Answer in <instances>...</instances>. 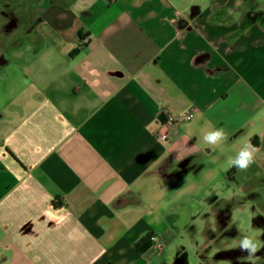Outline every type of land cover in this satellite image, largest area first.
<instances>
[{
	"label": "crops",
	"instance_id": "1",
	"mask_svg": "<svg viewBox=\"0 0 264 264\" xmlns=\"http://www.w3.org/2000/svg\"><path fill=\"white\" fill-rule=\"evenodd\" d=\"M229 1L0 0V264H170L198 219L199 264L244 263L228 160L264 150V18ZM161 107L194 115L159 139Z\"/></svg>",
	"mask_w": 264,
	"mask_h": 264
},
{
	"label": "rangeland",
	"instance_id": "2",
	"mask_svg": "<svg viewBox=\"0 0 264 264\" xmlns=\"http://www.w3.org/2000/svg\"><path fill=\"white\" fill-rule=\"evenodd\" d=\"M229 5L234 9L237 8V10L241 11L240 16H243L241 21H243L244 16H246L245 13L249 11H253L254 15L251 16L253 18L258 14H264V0H231L229 1ZM233 15L237 14L233 13ZM260 19L261 18L257 20ZM257 149L259 151L256 153L255 163H253L247 171H238L239 176L235 173V176H238L237 180L241 183H250L252 187L251 190L253 191L246 193L242 190L239 191V206L234 207L232 211L233 219L236 221V224L238 225L237 227H239V234L234 237H228V235L224 236L223 243L226 242V248L233 247L236 251L235 255H238L240 259H243L248 253L241 250L240 252H237V249H239V240L245 235L254 238L260 245L261 249L256 253V257L253 261L256 264L259 261H261L259 264H264V244L262 242V232L264 229V150H261L260 147H257ZM233 185L237 187V184L233 183ZM219 188L222 190L226 187ZM221 194H223V196H228L226 189L225 192H221ZM202 227L203 220L201 219L192 220L187 224L181 220L176 227V241L180 242L185 250L187 264H199L200 262V258L197 256L196 252L199 244L203 241V235L201 234ZM215 232L217 233L216 229ZM220 238H222V236H220ZM176 241L171 239L170 244H168V247L164 251V257L170 264L173 260L171 253H175L174 244H177ZM166 244L167 243H165L163 247H165ZM215 248L216 245L214 244L212 249ZM214 255V253H211L209 260H211ZM229 260L230 259H228L227 256H223V258L217 261V264H230ZM243 260L244 261L241 262H246L247 259L245 258Z\"/></svg>",
	"mask_w": 264,
	"mask_h": 264
},
{
	"label": "clouds",
	"instance_id": "3",
	"mask_svg": "<svg viewBox=\"0 0 264 264\" xmlns=\"http://www.w3.org/2000/svg\"><path fill=\"white\" fill-rule=\"evenodd\" d=\"M226 139V134L223 129H216L207 132L203 136V142L209 147H215L221 141ZM259 150L251 143L245 144L234 158H229L228 167L236 168L238 171H247L250 166L255 163V156ZM239 249L246 251L248 255L245 257L248 261H253L256 257V253L261 249L256 240L250 236H242L238 242Z\"/></svg>",
	"mask_w": 264,
	"mask_h": 264
},
{
	"label": "built area",
	"instance_id": "4",
	"mask_svg": "<svg viewBox=\"0 0 264 264\" xmlns=\"http://www.w3.org/2000/svg\"><path fill=\"white\" fill-rule=\"evenodd\" d=\"M158 113L161 116L158 123L159 128L153 131V135L159 139H166L171 126L177 125L184 120H189L194 115L192 109L183 113H174L167 107H161ZM148 238L149 247L154 251V253H161L165 243L164 237L156 232H150L148 234Z\"/></svg>",
	"mask_w": 264,
	"mask_h": 264
},
{
	"label": "trees",
	"instance_id": "5",
	"mask_svg": "<svg viewBox=\"0 0 264 264\" xmlns=\"http://www.w3.org/2000/svg\"><path fill=\"white\" fill-rule=\"evenodd\" d=\"M246 14V16L244 17V19H243V22H244V24H247V23H249V22H251L252 20H257V19H259V18H264V14H258V15H256L254 18L253 17H251L252 15H254V13H253V11L251 12V11H249V12H247V13H245ZM255 139H252L251 140V142H255L254 141ZM148 246H149V238H148V234L146 235V236H144V237H142V238H140L138 241H136V243H135V247L138 249V250H140V251H144L146 248H148Z\"/></svg>",
	"mask_w": 264,
	"mask_h": 264
},
{
	"label": "flooded vegetation",
	"instance_id": "6",
	"mask_svg": "<svg viewBox=\"0 0 264 264\" xmlns=\"http://www.w3.org/2000/svg\"><path fill=\"white\" fill-rule=\"evenodd\" d=\"M242 264V263H241ZM243 264H249V262H244Z\"/></svg>",
	"mask_w": 264,
	"mask_h": 264
}]
</instances>
